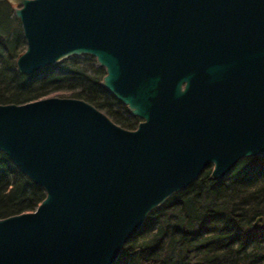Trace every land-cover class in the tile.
Listing matches in <instances>:
<instances>
[{"label": "water", "instance_id": "water-1", "mask_svg": "<svg viewBox=\"0 0 264 264\" xmlns=\"http://www.w3.org/2000/svg\"><path fill=\"white\" fill-rule=\"evenodd\" d=\"M6 2L24 42L17 74L90 57L139 123L70 98L0 105V153L44 194L0 219V264H116L204 170L219 181L264 156V0ZM256 44L262 60L245 63Z\"/></svg>", "mask_w": 264, "mask_h": 264}, {"label": "trees", "instance_id": "trees-1", "mask_svg": "<svg viewBox=\"0 0 264 264\" xmlns=\"http://www.w3.org/2000/svg\"><path fill=\"white\" fill-rule=\"evenodd\" d=\"M23 49L19 24L0 0V105L56 95L83 101L122 129H133L136 121L99 87L104 72L92 58L72 57L22 76L14 63ZM208 175L204 170L151 211L116 264H263L264 156L239 160L219 181ZM43 197L0 153V219L32 212Z\"/></svg>", "mask_w": 264, "mask_h": 264}, {"label": "flooded vegetation", "instance_id": "flooded-vegetation-1", "mask_svg": "<svg viewBox=\"0 0 264 264\" xmlns=\"http://www.w3.org/2000/svg\"><path fill=\"white\" fill-rule=\"evenodd\" d=\"M261 49L258 47V44H256V47L253 49H249L248 51H246L245 56L243 57L242 60H244L245 63H258L260 60H262V56H261ZM99 68V67H98ZM101 69V68H100ZM103 70V69H102ZM102 113V112H101ZM127 113V112H126ZM128 115V114H127ZM129 117H131L130 115H128ZM132 119H134L136 122L133 126L134 130L137 126V124L139 123L137 118L131 117ZM114 124V123H113ZM121 128V127H120ZM128 130V131H131Z\"/></svg>", "mask_w": 264, "mask_h": 264}, {"label": "rangeland", "instance_id": "rangeland-1", "mask_svg": "<svg viewBox=\"0 0 264 264\" xmlns=\"http://www.w3.org/2000/svg\"><path fill=\"white\" fill-rule=\"evenodd\" d=\"M11 7V6H10ZM72 58V57H71ZM67 60V59H66ZM65 61V60H64ZM51 97H54V98H64V97H57L56 95H53V96H50L49 98H51ZM139 121V120H138ZM209 170V169H208ZM263 264H264V262H263Z\"/></svg>", "mask_w": 264, "mask_h": 264}]
</instances>
